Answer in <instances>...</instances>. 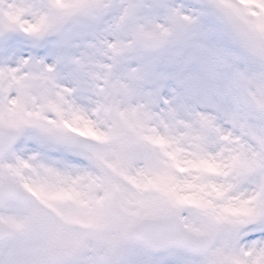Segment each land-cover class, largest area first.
I'll use <instances>...</instances> for the list:
<instances>
[{"label": "snow or ice", "instance_id": "6c2138e0", "mask_svg": "<svg viewBox=\"0 0 264 264\" xmlns=\"http://www.w3.org/2000/svg\"><path fill=\"white\" fill-rule=\"evenodd\" d=\"M0 264H264V0H0Z\"/></svg>", "mask_w": 264, "mask_h": 264}]
</instances>
